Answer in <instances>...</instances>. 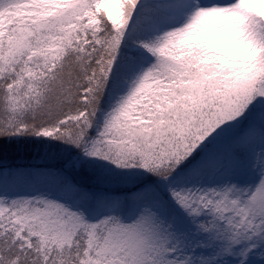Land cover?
I'll use <instances>...</instances> for the list:
<instances>
[{
  "label": "snow or ice",
  "instance_id": "1",
  "mask_svg": "<svg viewBox=\"0 0 264 264\" xmlns=\"http://www.w3.org/2000/svg\"><path fill=\"white\" fill-rule=\"evenodd\" d=\"M26 145L0 264H264V0H0Z\"/></svg>",
  "mask_w": 264,
  "mask_h": 264
},
{
  "label": "trees",
  "instance_id": "2",
  "mask_svg": "<svg viewBox=\"0 0 264 264\" xmlns=\"http://www.w3.org/2000/svg\"><path fill=\"white\" fill-rule=\"evenodd\" d=\"M35 157L36 152L31 145L22 146L19 150L13 147L9 149L6 157L0 158V166L14 168L43 163V161H40ZM52 163H57V161H52Z\"/></svg>",
  "mask_w": 264,
  "mask_h": 264
}]
</instances>
